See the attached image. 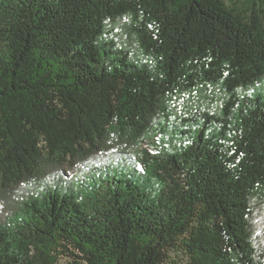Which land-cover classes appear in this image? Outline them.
<instances>
[{
    "label": "trees",
    "instance_id": "trees-1",
    "mask_svg": "<svg viewBox=\"0 0 264 264\" xmlns=\"http://www.w3.org/2000/svg\"><path fill=\"white\" fill-rule=\"evenodd\" d=\"M0 264H264V0H0Z\"/></svg>",
    "mask_w": 264,
    "mask_h": 264
}]
</instances>
